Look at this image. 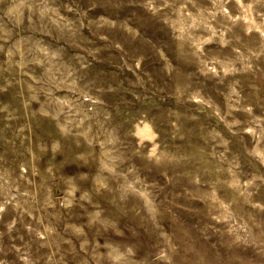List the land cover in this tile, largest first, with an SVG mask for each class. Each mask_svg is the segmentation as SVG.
<instances>
[{"label":"clouds","instance_id":"clouds-1","mask_svg":"<svg viewBox=\"0 0 264 264\" xmlns=\"http://www.w3.org/2000/svg\"><path fill=\"white\" fill-rule=\"evenodd\" d=\"M76 2L0 0V94L19 100L0 102V134L11 137H0L10 146L0 152V264H214L217 252L264 264V221L242 214L264 186V107L241 95L238 78L264 57V0H207L195 14L186 11L195 0H86L87 11ZM199 28L204 79L192 77L198 70L182 63L177 43L187 47ZM254 34L260 48L246 57L237 45ZM214 44L235 55H205ZM103 46L133 53L145 76L162 70L171 86L153 96L171 101L166 120L125 95L114 102L119 88L98 81L85 59ZM229 77L232 110L245 114L225 123L231 138L200 119L220 115L212 96ZM122 107L134 113L126 125L114 115ZM35 117L56 135L33 142ZM194 140L202 151L186 150Z\"/></svg>","mask_w":264,"mask_h":264},{"label":"rangeland","instance_id":"rangeland-1","mask_svg":"<svg viewBox=\"0 0 264 264\" xmlns=\"http://www.w3.org/2000/svg\"><path fill=\"white\" fill-rule=\"evenodd\" d=\"M183 3V0H176V7L179 8L180 4ZM207 4V0H195V7L193 3H188L186 5V11L192 14L197 12L198 8H201L203 5ZM74 7H78L79 9H83L87 11L86 0H77L76 5ZM168 12L171 19L175 21L177 19V15L172 14V9H165ZM74 15V13H73ZM163 24L164 21H161ZM179 27V25L177 26ZM167 31V28L165 29ZM204 32L203 28L191 30L188 33V44L185 47L183 42L179 43L181 56L180 59L182 63H184L187 67L191 69H195L198 71H194L192 73L193 78L204 79L201 75L202 65H201V57L195 55L196 43L198 42V37ZM256 36V34H254ZM88 43H100L104 44L103 41H95L94 36L89 35L87 37ZM174 43H170L166 45L169 49L175 48ZM155 47V46H153ZM241 53H244L245 56H249V49L257 50L260 48L259 38L256 36L255 39L249 37H243L240 43L237 45ZM126 51V50H125ZM120 50L114 49L111 46H103L100 47L98 51L94 53L96 59L93 61L91 56L85 54V59L92 62L91 73L98 81H104L107 83L113 84L114 87L119 88V92L113 97L114 102H118L117 97L119 95H125L129 98V100L133 101L135 106L140 111H150L151 113L160 112L161 119L166 120L167 115L163 112L164 106L166 104L171 103V101L167 98H161L160 96H153V92L157 88H167L171 86V83L165 79L162 70L159 68H155L153 72L149 73L151 79L149 80V76L143 75L144 68L141 66V69H135L132 65L131 60H129L128 56L133 53H128V55H120ZM203 53L207 56H214L218 58L231 57L235 55L231 51V46L227 49H221L218 45H204ZM165 61L163 59L154 60V64H162ZM253 63L257 69L255 74L249 73L246 76L238 77L241 81V95L247 98V100L251 103H256L264 107V57H261L259 61H255L253 58ZM171 71V68L168 69ZM135 72V76L133 73ZM4 75H8L5 73ZM131 77L135 84L136 78L139 77L142 86L131 87L129 86L128 79ZM189 77L185 74H181V83H184ZM232 78H227L224 83L218 85V90L215 94H213L212 99L217 106V109L220 113L219 116L211 115L210 117H206L204 114H200V119L207 125H211L216 127L218 131H220L224 136L231 138V134L228 132L225 127V123H231L233 118L244 120L245 114L243 112H237L232 110V100H230V90H229V80ZM2 82V81H0ZM250 85H254L255 87H250ZM149 96L152 98L151 102L143 101V96ZM0 102L5 104H11L13 107H19V100L14 97L12 90L10 89L8 93L0 94ZM243 103V101H242ZM210 112L212 110H209ZM259 112L260 109L258 108ZM134 113L121 108V111L117 114L114 112V115L118 120H120L125 125L129 122L131 116ZM148 129H144V134H148ZM165 133L167 132V128L162 129ZM27 135V133H25ZM56 135V129L54 125L49 122L47 119L42 117L33 118L32 122V140L36 142L38 139L43 137H53ZM0 137H7L10 139V135L7 133L0 134ZM7 147H10L5 144L4 139L0 138V152L4 151ZM236 147L235 141H233V148ZM187 151L192 153H197L203 150L202 144H198L195 140L190 145H185ZM10 158H16L13 153H8ZM22 158V157H20ZM264 171V169H261ZM59 188L54 189L56 194H59ZM222 195V194H221ZM251 199V203L243 206V213L245 215V219L251 218V220L260 223L264 221V208L253 207V205H264V186H262L259 192H255ZM84 211L86 209H80L78 214L73 216L72 219L78 220L82 218ZM27 220H31V218H26ZM253 234L256 235V229H253ZM147 235V234H146ZM264 239V237H262ZM261 244L259 242L252 243L248 245L249 251L252 249L259 248ZM203 264H209V257L205 256L203 258ZM214 264H255V261L249 259L245 260L242 257H226L223 252H217L215 256Z\"/></svg>","mask_w":264,"mask_h":264}]
</instances>
